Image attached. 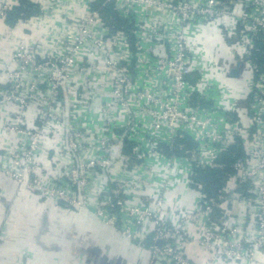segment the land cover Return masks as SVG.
<instances>
[{"label":"built area","instance_id":"built-area-1","mask_svg":"<svg viewBox=\"0 0 264 264\" xmlns=\"http://www.w3.org/2000/svg\"><path fill=\"white\" fill-rule=\"evenodd\" d=\"M0 37V95L24 89L4 157L53 155L33 189L76 205L88 181L167 264H197L188 237L209 264L264 261V0H0ZM207 168H229L213 195ZM181 184L194 205L168 200Z\"/></svg>","mask_w":264,"mask_h":264},{"label":"rangeland","instance_id":"rangeland-1","mask_svg":"<svg viewBox=\"0 0 264 264\" xmlns=\"http://www.w3.org/2000/svg\"><path fill=\"white\" fill-rule=\"evenodd\" d=\"M12 40H14L13 37H0V56L7 54L8 57L12 46ZM23 90L24 89L20 88L15 94L12 93L11 98H5L0 95V147H4L7 143L16 140V136H13L12 132L10 131L14 125L12 121L17 118L15 114H13L15 106L17 105V102L13 96L23 94ZM23 120L26 123L29 122L28 120ZM23 140L26 141V139ZM27 147L28 146L22 147L25 153L21 154V156H17L16 160L14 155L11 154H9V158H5L4 150L0 148V208L3 207L7 213L10 212V208L18 200V198L16 199L15 196L21 190L29 191L34 195L41 197L42 201L47 199V194L44 192V188L42 187L41 190L33 189L34 183L27 182L25 176L26 173L29 172V180L32 181L36 178V176H38L42 181H45V175L47 174V170L45 168L50 166H47V163L53 158V155L51 153L46 157L47 160L45 161V165L43 167L40 163H37L38 154L36 151H32L30 154L28 153L29 148ZM20 157H23V159ZM28 157H31L34 160V163H26V159ZM37 167H39L41 170L34 171V169ZM50 178L51 179L48 182V187H53L52 183H55L56 179L54 181L53 175L50 176ZM86 182L87 183L84 185V188L86 187L87 194L80 192L74 202L76 205L66 204L59 201L54 196H51V199L55 201L54 206H56V208H65L69 210L68 212L74 213L77 211H83L85 216L87 215L83 228H78L77 225L71 224L69 226H64L61 230H57V227L53 226L54 230L51 234V241L55 244H52L51 242L50 247L53 250L54 257L50 261H43V259L40 261L37 260L39 258L38 257L36 258L34 264H167L166 261L160 260V255L154 253L152 250V246L155 242V236L153 232L143 239L142 242H140L138 238L132 239V237H128L127 234L124 233V230L121 229L122 225H124L123 223H125L127 226V231L130 235L143 232V228L140 226L133 227L131 224L135 217H138L137 214L125 216V214H119L116 212L114 215V228L109 227V224L107 223L109 219L102 220L98 218L96 213L97 203L95 196L91 194L93 189L88 185V181ZM6 191L9 192L10 196H6ZM46 215V213H42L40 217L46 219ZM92 220L95 221V224L97 225L94 229L92 228ZM38 227L39 229H42L41 231H43L44 225L39 224ZM109 232L111 235H109ZM261 232L264 233V229ZM39 236L40 235L38 234V240L41 238V236ZM112 237L121 240L124 239L127 241V243H129V245H124L116 250L114 247L115 242H113ZM43 239H45V236ZM2 240L3 239L0 238V243ZM191 241V238L188 237L184 249L187 255L192 259L189 252ZM172 243L175 244V241L173 240ZM131 245H134L139 249H143L141 254L143 256L141 258L133 260L127 258L130 252L128 248ZM200 246L202 247L205 254H208L207 248L202 245ZM114 250H116L115 253ZM61 252H63V254H61ZM41 253H46L45 249H42ZM203 259V263L201 264H209L204 256ZM196 263L200 264L198 262ZM255 264H264V261H258Z\"/></svg>","mask_w":264,"mask_h":264},{"label":"crops","instance_id":"crops-1","mask_svg":"<svg viewBox=\"0 0 264 264\" xmlns=\"http://www.w3.org/2000/svg\"><path fill=\"white\" fill-rule=\"evenodd\" d=\"M202 40L204 45L208 48L211 47L210 42L205 36L202 37ZM5 194L6 196H10L8 191ZM195 194L193 189L181 184L176 187L173 193L168 194V200L172 202L181 201L188 206H192L195 203ZM15 198H18V200L12 205L9 213L3 207L0 208V238L3 239L0 243V264H34L38 257L37 260L50 261L54 257L53 250L50 247L52 242L51 234L54 227H57V230H61L64 226L74 224L78 228H83L85 224L87 215L85 216L83 211L74 213L68 212L69 210L65 208H56L54 206L55 201L51 198L42 201L41 197L23 190L19 191ZM42 213L47 214L46 219L40 217ZM91 222L94 229L97 225L95 221L92 220ZM39 224L44 225L43 231L39 229ZM38 234L41 236L39 240L37 239ZM109 235H111L110 232ZM44 236L45 239H43ZM112 239L115 242L114 247L116 250L124 245H129L124 239L121 240L113 237ZM52 244L55 243L52 242ZM42 249H45L46 253H41ZM128 249L130 252L127 258L130 260L143 256L141 255L143 249H139L134 245L129 246ZM116 250H114V253ZM189 252L192 259L200 264L203 263V256L204 258L207 256L197 241H191Z\"/></svg>","mask_w":264,"mask_h":264},{"label":"trees","instance_id":"trees-1","mask_svg":"<svg viewBox=\"0 0 264 264\" xmlns=\"http://www.w3.org/2000/svg\"><path fill=\"white\" fill-rule=\"evenodd\" d=\"M226 171H229V168L222 170L207 168L200 171L201 180H204V190L208 194L213 195L221 188Z\"/></svg>","mask_w":264,"mask_h":264}]
</instances>
